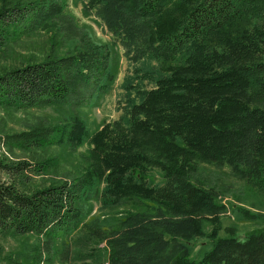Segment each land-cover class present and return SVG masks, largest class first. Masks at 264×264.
Instances as JSON below:
<instances>
[{"label": "trees", "instance_id": "16d2710c", "mask_svg": "<svg viewBox=\"0 0 264 264\" xmlns=\"http://www.w3.org/2000/svg\"><path fill=\"white\" fill-rule=\"evenodd\" d=\"M84 8L102 19L113 45L133 60L158 58L165 74L131 107L130 128L103 124L90 136V163L56 183L23 182L46 172L33 153L45 144H82L88 130L81 118L7 135L6 142L21 143L33 156L0 157V233L53 231L63 238L82 224L83 202L104 181L116 198L154 201L161 215L130 214L110 230L90 222L74 240L78 264H264V228L242 238L220 235L224 204L214 190L191 181L178 159L190 153L226 161L264 192V0H86ZM64 9V0H0V46L7 44L9 28L21 22L37 28ZM95 46L62 56L53 48L43 60L5 71L0 107L68 99L86 106L112 75L111 51ZM151 165L163 169L162 186L147 184ZM205 220L212 225L211 247L192 259L184 241L204 235Z\"/></svg>", "mask_w": 264, "mask_h": 264}, {"label": "rangeland", "instance_id": "374dc122", "mask_svg": "<svg viewBox=\"0 0 264 264\" xmlns=\"http://www.w3.org/2000/svg\"><path fill=\"white\" fill-rule=\"evenodd\" d=\"M85 2L64 0L63 12L37 28L30 29L28 22L9 28L7 44L0 46V75L13 67L43 60L53 48L57 55L62 56L95 44V49L107 48L112 54V75L107 79L108 87L96 91L84 107H74L70 99L49 106L18 110L0 107V157L11 160H29V156L33 155L19 142H6L7 135L66 122L74 117L81 118L88 130L87 138L77 148L45 144L42 149L33 152L46 163V172L33 174V177L30 174L24 184L56 183L68 175L81 173L93 159L92 133L103 124L112 127L117 124L129 129L131 107L140 103L144 91L155 87L156 79L165 74L158 58L147 54L133 60L132 53H127L119 44L113 45L111 32L97 13L84 8ZM119 132L115 131L112 137ZM178 159L191 181L214 190L218 201L224 204L225 210L219 214L220 235L232 232L242 238L251 230L264 228V192L254 183L246 181L226 161L215 162L205 155L190 153L178 155ZM146 169L147 184L162 186L165 181L163 169L156 165ZM2 177L7 178L4 174ZM97 190V194H92L83 202L86 215L82 224L63 238L56 237L58 233L53 231L43 234L0 233V264H78L74 257L78 249L74 240L88 230L90 222L97 221L101 229L110 230L118 227L119 222L130 214L145 217L161 215L154 201L137 196L116 198L107 191L104 181ZM164 214L167 215L166 212ZM211 228V223L205 220L204 235L184 241L190 250V258L199 259L211 247L207 237ZM93 245L97 244L91 242L89 246ZM99 246H104V243Z\"/></svg>", "mask_w": 264, "mask_h": 264}]
</instances>
